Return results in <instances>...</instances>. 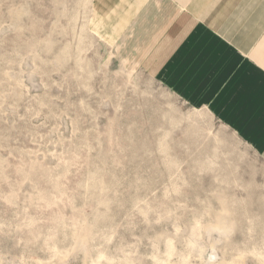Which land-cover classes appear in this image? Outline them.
I'll list each match as a JSON object with an SVG mask.
<instances>
[{"label":"rangeland","instance_id":"1","mask_svg":"<svg viewBox=\"0 0 264 264\" xmlns=\"http://www.w3.org/2000/svg\"><path fill=\"white\" fill-rule=\"evenodd\" d=\"M90 18L0 0V264H264V156Z\"/></svg>","mask_w":264,"mask_h":264},{"label":"crops","instance_id":"2","mask_svg":"<svg viewBox=\"0 0 264 264\" xmlns=\"http://www.w3.org/2000/svg\"><path fill=\"white\" fill-rule=\"evenodd\" d=\"M90 25L264 156V0H91Z\"/></svg>","mask_w":264,"mask_h":264}]
</instances>
